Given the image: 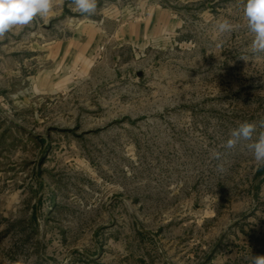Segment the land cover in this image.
Wrapping results in <instances>:
<instances>
[{
    "label": "rangeland",
    "instance_id": "obj_1",
    "mask_svg": "<svg viewBox=\"0 0 264 264\" xmlns=\"http://www.w3.org/2000/svg\"><path fill=\"white\" fill-rule=\"evenodd\" d=\"M245 3L57 5L0 40V264L264 255V167L221 147L264 119Z\"/></svg>",
    "mask_w": 264,
    "mask_h": 264
},
{
    "label": "clouds",
    "instance_id": "obj_2",
    "mask_svg": "<svg viewBox=\"0 0 264 264\" xmlns=\"http://www.w3.org/2000/svg\"><path fill=\"white\" fill-rule=\"evenodd\" d=\"M73 12L91 16L95 14L97 0H0V40L16 27L30 25L39 18L48 21L57 5H66ZM244 18L248 32L252 35L250 50L252 54H264V0H246L244 4ZM221 31H231L233 25L224 20L218 25ZM247 60V57H240ZM264 129V119L257 122L244 121L231 129L229 138L221 146L226 150L235 149L242 142L246 146L258 167H264V132L257 133V128ZM223 153L214 151L212 158L220 161ZM218 171H224V164L216 165ZM252 264H264V255L255 256Z\"/></svg>",
    "mask_w": 264,
    "mask_h": 264
},
{
    "label": "water",
    "instance_id": "obj_3",
    "mask_svg": "<svg viewBox=\"0 0 264 264\" xmlns=\"http://www.w3.org/2000/svg\"><path fill=\"white\" fill-rule=\"evenodd\" d=\"M70 12V11H69Z\"/></svg>",
    "mask_w": 264,
    "mask_h": 264
}]
</instances>
